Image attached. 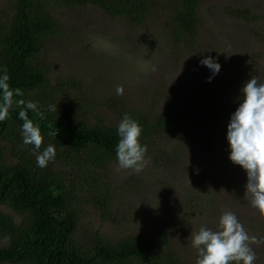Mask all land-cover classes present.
I'll return each instance as SVG.
<instances>
[{"label": "rangeland", "instance_id": "1", "mask_svg": "<svg viewBox=\"0 0 264 264\" xmlns=\"http://www.w3.org/2000/svg\"><path fill=\"white\" fill-rule=\"evenodd\" d=\"M11 1L0 0V16ZM150 1L153 11L144 25H131L94 7L59 9L55 14L63 28L49 38L39 56V65L53 83L80 79L87 107L95 114H82L85 121L120 122L110 101L125 102L129 116L133 111L159 116L174 110L183 118L175 134L163 137L154 148L158 159L148 158L140 174L117 171L118 164L103 171V182L111 186L115 200L109 218L102 219L89 205L92 198L88 195L76 199L77 237L84 242L85 237L99 233L105 241L116 242L163 232L170 247L195 264L193 235L202 226L215 231L219 218L231 211L249 236L260 241L250 247L257 256L255 264H264V217L249 203L246 173L228 159L229 120L224 117L230 89L243 87L252 77L264 82V0H203L200 43L193 51H185L172 40L177 0ZM231 7L249 9L260 18L230 16L227 9ZM206 56L220 64L210 83L206 82L208 70L200 65ZM199 85L219 96L214 113L191 98ZM118 87L123 88L122 95L116 93ZM28 101L36 103V97L31 95ZM47 115L55 119L61 114L55 109ZM48 145L53 144L43 138L40 151ZM0 148L7 164L17 163L23 155L36 159L33 147L22 143L19 125L6 140H0ZM0 210L17 224L24 218L7 204H0ZM8 245V238L0 241V249Z\"/></svg>", "mask_w": 264, "mask_h": 264}, {"label": "trees", "instance_id": "2", "mask_svg": "<svg viewBox=\"0 0 264 264\" xmlns=\"http://www.w3.org/2000/svg\"><path fill=\"white\" fill-rule=\"evenodd\" d=\"M202 2L177 0L172 11V40L185 51H193L200 43ZM8 6L0 16V75L6 72L10 88L22 90L23 96L14 97V101L27 102L31 95L36 97L44 118L40 119L30 110L28 118L39 126L42 137L57 148V157L44 168L38 167L36 159L29 155L21 156L17 163L7 164L5 152L0 148V204H7L24 216L17 224L0 210V241L9 239L8 247L0 249V264H193L170 247L163 232L129 236L116 242L105 241L99 233L85 237L84 242L78 238L76 199L83 194L91 197L89 205L104 220L109 218L115 201L111 186L104 184L102 176L105 169L117 164L115 145L119 121L109 125L83 120L82 114L90 113L92 117L95 114L87 107L80 79L53 83L39 65V56L47 43L63 28L56 17L57 10L94 7L131 25H144L152 15V2L12 0ZM227 14L246 20L260 18L253 17L245 8L231 7ZM241 88L234 87L225 95L224 117L228 120L238 107ZM39 91L46 94L39 96ZM191 98L197 99L204 108L209 107L212 113L220 102L215 91L203 85L196 87ZM110 104L121 118L127 114L125 102L110 101ZM55 109L61 115L52 119L47 114ZM21 110L14 103L9 117L0 122V140H6L16 125H22L23 121L18 118ZM179 114L174 110L159 116L133 111L130 117L142 128L140 142L147 145V159H158L154 148L163 137L179 129L183 119Z\"/></svg>", "mask_w": 264, "mask_h": 264}, {"label": "clouds", "instance_id": "3", "mask_svg": "<svg viewBox=\"0 0 264 264\" xmlns=\"http://www.w3.org/2000/svg\"><path fill=\"white\" fill-rule=\"evenodd\" d=\"M200 65L209 72L207 83L220 71V64L212 56L201 59ZM8 81L6 72L0 75V122L9 117L14 103L22 107L18 116L23 121L22 143L33 147L37 166L44 168L54 160L55 146L48 145L40 151L43 143L40 128L27 115L30 110L43 119V113L32 101H14L13 98L22 97L23 92L19 88L11 89ZM116 93L122 95L123 88L118 87ZM116 135L117 171L131 170L140 174L149 161L146 158L147 145L140 142L142 128L138 121L125 114L119 122ZM226 141L229 161L246 173L245 188L250 196L249 203L264 217V82L256 77H252L240 89L238 107L230 115L227 125ZM251 243L258 244L260 241L249 236L233 212L226 211L219 218L215 231L202 226L193 235L192 247L197 254L195 264H255L257 256L250 247Z\"/></svg>", "mask_w": 264, "mask_h": 264}]
</instances>
